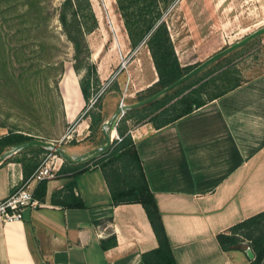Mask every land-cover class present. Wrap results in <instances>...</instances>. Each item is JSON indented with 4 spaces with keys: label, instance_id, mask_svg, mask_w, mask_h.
Masks as SVG:
<instances>
[{
    "label": "crops",
    "instance_id": "0c3cea01",
    "mask_svg": "<svg viewBox=\"0 0 264 264\" xmlns=\"http://www.w3.org/2000/svg\"><path fill=\"white\" fill-rule=\"evenodd\" d=\"M171 36L183 64L179 51L187 47ZM79 104L77 115L86 106ZM130 132L176 263L247 264L246 252L224 250L217 235L264 211V74L171 125L145 123ZM69 150L73 158L85 155L83 147ZM16 154L0 164V199L37 170ZM69 163L45 181L44 194L33 184L41 207L21 221L0 219V264H145L158 241L144 206L114 204L99 164L60 172L80 164ZM114 236L117 244L105 248Z\"/></svg>",
    "mask_w": 264,
    "mask_h": 264
},
{
    "label": "rangeland",
    "instance_id": "374dc122",
    "mask_svg": "<svg viewBox=\"0 0 264 264\" xmlns=\"http://www.w3.org/2000/svg\"><path fill=\"white\" fill-rule=\"evenodd\" d=\"M30 1L36 0H0V132L18 130L68 151L70 147H83V153H90L106 144V137L104 144V140L99 144L89 139L90 115L105 114V123L121 105L144 100L148 88L158 81L151 52L144 43L137 48L131 46L116 0H91L99 27L86 34L91 51L88 63L97 68L99 82H93L87 105L77 80L80 82L87 74L88 63L83 60L81 72L76 71L75 48L59 20L64 0H39L43 10L38 19L29 12ZM164 19L169 25L173 22L170 32L176 44L187 47L185 52L181 48L179 51L182 66L197 67L264 27V6L257 0H176ZM227 55L214 62L219 61L211 69L217 70H208L209 77L204 80L231 67L243 84L263 75L264 34ZM79 99L86 106L77 115ZM130 110L120 113L109 127L113 134L109 148L122 140L117 127ZM145 123L156 129L147 120H127L129 130ZM109 148L79 163L96 165L100 159L110 157L103 154ZM28 153H18L14 159L29 158ZM55 155L61 158L59 163L68 161L55 149H46L36 161L41 164Z\"/></svg>",
    "mask_w": 264,
    "mask_h": 264
},
{
    "label": "trees",
    "instance_id": "16d2710c",
    "mask_svg": "<svg viewBox=\"0 0 264 264\" xmlns=\"http://www.w3.org/2000/svg\"><path fill=\"white\" fill-rule=\"evenodd\" d=\"M175 1L116 0L131 46L137 48L142 43L146 44L158 73V81L148 88L149 94L145 98L151 97L171 85L195 67L191 65L182 66L168 23L164 19V14ZM28 5L29 12L35 14L36 19L41 17L43 8L39 0L30 1ZM59 20L64 33L75 48V58L77 60L75 69L77 72H81L83 60L88 63L91 56L86 34L95 31L99 27V21L91 0H64L60 8ZM228 56L226 55L225 58ZM216 64L213 63L212 66L167 92L159 99L128 111L117 127L122 140L115 141L111 148L103 152V154L110 155L108 159L102 158L96 162L104 171L114 204L140 203L146 210L157 237L158 247L144 254L145 264L177 263L161 211L149 185L142 160L137 151L136 141L129 130L127 120H147L152 122L156 129H160L177 122L195 110L243 85L240 79L235 76L237 70L232 69V67L223 70L215 77L204 80L209 77L208 70L211 73L217 70L215 68H213L214 70L211 69ZM93 82L95 84L99 82L97 68L88 63L87 74L80 81L81 91L87 105L90 103L93 94ZM204 94L208 96L207 99L203 97ZM90 116L92 118L90 126L92 134L89 139L91 138L99 144L104 140V144L105 136L102 131V124L106 120V116L103 113H92ZM32 140L35 139L30 135L18 130H11L7 135L0 137V156L11 150V148ZM46 149L39 145L24 149L19 153L35 152L36 158L28 159L24 157L18 160L27 167L32 164L36 169L40 165L36 159ZM66 164L70 163L66 161L64 165ZM64 165L60 172L69 168L78 174L89 169L83 163L70 165V167ZM45 181L40 182L39 193L44 194ZM217 238L226 251L242 250L246 252L250 248L255 257L253 259L249 258L247 264H262L264 262V211L237 223L230 228L229 232L219 233ZM116 244L117 238L114 236L110 242L105 241L103 246L109 248V246Z\"/></svg>",
    "mask_w": 264,
    "mask_h": 264
},
{
    "label": "water",
    "instance_id": "95a60500",
    "mask_svg": "<svg viewBox=\"0 0 264 264\" xmlns=\"http://www.w3.org/2000/svg\"><path fill=\"white\" fill-rule=\"evenodd\" d=\"M262 34H264V27L256 30L255 32H253L252 34L246 36L245 38H243L242 40L233 43L231 46L227 47L226 49H223L222 51L216 53L215 55H213L212 57H210L209 59H207L206 61L202 62L200 65H198L197 67L193 68L191 71H189L186 75H184L183 77H181L180 79H178L177 81H175L174 83H172L171 85L165 87L164 89H162L161 91H159L158 93L154 94L151 97H148L140 102H137L135 104L126 106V105H121V107L119 108V110L117 111V113L114 115V117L111 120L106 121L105 123H103L102 125V129L103 132L105 134L106 137V144L103 145L102 147H99L93 151H91L90 153H87L79 158H73L71 156H69L64 149H62L61 147L57 146L55 143L53 142H47V141H43V140H39V139H35L32 140L28 143L19 145V146H15L14 148H12L11 150L7 151L6 153H4L2 156H0V164H2L3 162H5L7 159H9L11 156H13L14 154L18 153L21 150L30 148L32 146H43L47 149H55L58 153H60L63 157L66 158V160L73 162V163H79L82 160H84L85 158L98 153V152H102L104 150H106L107 148H109L112 144L113 141V135H111L109 133V127L111 126V124L117 119V117L119 116L120 113L125 112L126 110H130L136 107H140V106H144L146 104H149L157 99H159L161 96H163L164 94H166L167 92L173 90L174 88L180 86L181 84H183L184 82L188 81L189 79H191L192 77L198 75L199 73H201L203 70H205L207 67H209L211 64H213L214 62H216L217 60L221 59L222 57L226 56L227 54L239 49L240 47L244 46L245 44L249 43L250 41H252L253 39L261 36ZM246 253L248 255L249 258L253 259L255 257L253 251L248 248L246 250Z\"/></svg>",
    "mask_w": 264,
    "mask_h": 264
},
{
    "label": "built area",
    "instance_id": "2783aa9c",
    "mask_svg": "<svg viewBox=\"0 0 264 264\" xmlns=\"http://www.w3.org/2000/svg\"><path fill=\"white\" fill-rule=\"evenodd\" d=\"M119 140L121 138L117 137ZM60 157L45 158L39 165L37 170L18 186L9 196L0 199V219L4 222L21 221L28 209H36L41 207L42 203L35 197L32 188L34 183L53 178L59 172Z\"/></svg>",
    "mask_w": 264,
    "mask_h": 264
},
{
    "label": "bare ground",
    "instance_id": "6f19581e",
    "mask_svg": "<svg viewBox=\"0 0 264 264\" xmlns=\"http://www.w3.org/2000/svg\"><path fill=\"white\" fill-rule=\"evenodd\" d=\"M116 131V130H115ZM116 135H117V132H116Z\"/></svg>",
    "mask_w": 264,
    "mask_h": 264
}]
</instances>
